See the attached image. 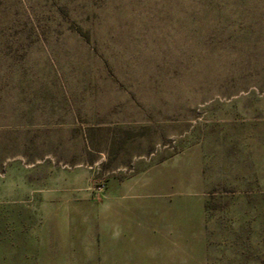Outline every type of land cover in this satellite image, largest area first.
<instances>
[{
    "label": "rangeland",
    "instance_id": "rangeland-1",
    "mask_svg": "<svg viewBox=\"0 0 264 264\" xmlns=\"http://www.w3.org/2000/svg\"><path fill=\"white\" fill-rule=\"evenodd\" d=\"M0 264H264V0H0Z\"/></svg>",
    "mask_w": 264,
    "mask_h": 264
},
{
    "label": "crops",
    "instance_id": "crops-1",
    "mask_svg": "<svg viewBox=\"0 0 264 264\" xmlns=\"http://www.w3.org/2000/svg\"><path fill=\"white\" fill-rule=\"evenodd\" d=\"M122 202V201H121ZM135 220L134 217L132 220L129 219V225L126 226L127 230L129 231V235L132 237L133 236V232H135ZM122 252V249H121Z\"/></svg>",
    "mask_w": 264,
    "mask_h": 264
}]
</instances>
